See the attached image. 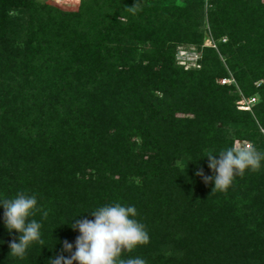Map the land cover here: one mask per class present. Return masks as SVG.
I'll list each match as a JSON object with an SVG mask.
<instances>
[{
    "label": "trees",
    "instance_id": "1",
    "mask_svg": "<svg viewBox=\"0 0 264 264\" xmlns=\"http://www.w3.org/2000/svg\"><path fill=\"white\" fill-rule=\"evenodd\" d=\"M204 7L0 0V195L37 196L44 240L10 254L18 234L0 208V264H47L79 235L69 221L117 202L149 237L122 259L264 264V160L226 190L197 175L214 176L206 157L236 143L264 154V0ZM186 46L188 68L176 60Z\"/></svg>",
    "mask_w": 264,
    "mask_h": 264
},
{
    "label": "clouds",
    "instance_id": "2",
    "mask_svg": "<svg viewBox=\"0 0 264 264\" xmlns=\"http://www.w3.org/2000/svg\"><path fill=\"white\" fill-rule=\"evenodd\" d=\"M208 168L215 174L205 176L197 172L207 183L214 184V190L228 189L238 174L246 170L261 167L264 154L258 152L251 143L244 142L221 150L207 157ZM0 208L3 209V223L11 235L17 233L16 239L9 243L10 254L23 258L33 244H44L42 223L32 217L41 212L35 194L18 192L13 197L0 195ZM47 216V212L41 213ZM93 219H77L68 225L79 235L73 243L64 241L59 254L47 261V264H147L142 257L122 259L121 253L145 244L149 237L135 217L137 210L132 205L112 203L97 207L88 213ZM74 221V222H73ZM4 242L0 240V244ZM67 253V255H65Z\"/></svg>",
    "mask_w": 264,
    "mask_h": 264
},
{
    "label": "rangeland",
    "instance_id": "3",
    "mask_svg": "<svg viewBox=\"0 0 264 264\" xmlns=\"http://www.w3.org/2000/svg\"><path fill=\"white\" fill-rule=\"evenodd\" d=\"M42 2L44 5L53 8V9H58L60 11H68L72 8H75L79 4V0H39ZM176 3L181 4L182 0H175ZM206 9V6L204 7ZM201 30L205 35L204 43L206 45H212L213 42L211 41L210 37L207 34V27L205 23L201 26ZM197 55L195 54L194 50L191 47H185L182 48L180 47L177 49V54H176V60L178 64L185 65L184 67H190L195 65V61L197 59ZM220 83V81H219ZM252 100H243L239 105H243L247 109H249L253 105ZM241 143H236L235 145H239Z\"/></svg>",
    "mask_w": 264,
    "mask_h": 264
},
{
    "label": "built area",
    "instance_id": "4",
    "mask_svg": "<svg viewBox=\"0 0 264 264\" xmlns=\"http://www.w3.org/2000/svg\"><path fill=\"white\" fill-rule=\"evenodd\" d=\"M211 0H203V2H204V4H205V6H207L208 4H209V2H210ZM181 65V64H180ZM182 66H185V65H182ZM185 68H187V67H185ZM227 82H229L228 80H221L220 81V83L221 84H224V83H227ZM240 109H247L246 107H244L243 105L240 107Z\"/></svg>",
    "mask_w": 264,
    "mask_h": 264
}]
</instances>
